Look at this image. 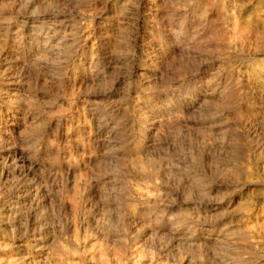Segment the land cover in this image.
Returning <instances> with one entry per match:
<instances>
[{
  "label": "rangeland",
  "instance_id": "374dc122",
  "mask_svg": "<svg viewBox=\"0 0 264 264\" xmlns=\"http://www.w3.org/2000/svg\"><path fill=\"white\" fill-rule=\"evenodd\" d=\"M203 1L0 0V264H264V0Z\"/></svg>",
  "mask_w": 264,
  "mask_h": 264
},
{
  "label": "bare ground",
  "instance_id": "6f19581e",
  "mask_svg": "<svg viewBox=\"0 0 264 264\" xmlns=\"http://www.w3.org/2000/svg\"><path fill=\"white\" fill-rule=\"evenodd\" d=\"M41 1V0H40ZM141 1V0H139ZM148 1V0H147ZM213 0H204L203 1V4H204V7H209L211 5V2ZM253 1V0H252ZM261 1V0H259ZM236 2V1H235ZM235 2L233 3L235 5ZM3 3V2H2ZM254 3V2H253ZM146 8H149L150 5L149 3L148 4H145ZM213 5V4H212ZM221 5V4H220ZM233 5V6H234ZM262 5V4H261ZM4 6V5H2ZM231 7V5H229ZM236 6V5H235ZM157 7V6H156ZM233 8V7H232ZM248 8V7H247ZM246 8V9H247ZM264 9V8H263ZM158 10V9H157ZM232 11V10H231ZM237 11V10H236ZM248 12V11H246ZM249 12H252L251 10ZM155 13V12H154ZM231 20H232V25H231V28L230 29H227L228 31H223L221 30L217 25H215L211 31V39L219 44L220 46H222V49H228L230 47V45H233V44H239L241 47H244L245 45H251V39L252 38H255L257 43H259L260 45L261 44H264V32H260V30L256 27H253L251 23L249 22H243L241 19H240V16L237 12H232L231 13ZM247 14V13H246ZM250 14V13H249ZM27 15V14H26ZM32 16V15H31ZM153 16V15H152ZM153 18V17H152ZM151 19V18H150ZM28 21V20H27ZM253 21V20H252ZM31 22V21H30ZM254 23V22H253ZM220 25V24H219ZM261 26V25H260ZM259 26V27H260ZM30 27V26H29ZM7 32V31H6ZM208 35V33H207ZM207 45V44H206ZM218 45V46H219ZM264 47V46H263ZM251 48V47H250ZM263 53V51H262ZM39 55V54H38ZM171 55V54H170ZM264 56V55H263ZM178 57V56H177ZM171 58V57H170ZM164 59V58H163ZM181 59V58H180ZM178 60H179V57H178ZM182 61V60H181ZM162 63V62H161ZM259 64V62H257ZM163 64V63H162ZM159 65V64H157ZM263 65V64H262ZM261 66V65H260ZM264 67V66H263ZM152 68V67H151ZM155 70V68H154ZM164 70H165V67H164ZM259 70V69H258ZM264 70V68H263ZM262 70V71H263ZM260 73V72H259ZM262 73V72H261ZM257 74V73H256ZM263 74H264V71H263ZM155 75V74H154ZM262 77V76H261ZM149 78V77H148ZM153 78V77H152ZM167 78V77H166ZM165 78V79H166ZM264 78V76H263ZM258 81V79H257ZM260 81V80H259ZM264 81V80H262ZM163 83V82H162ZM160 84V83H159ZM148 85V84H147ZM146 85V86H147ZM154 85V83H153ZM163 85V84H162ZM151 86V85H150ZM148 87V86H147ZM153 87V86H151ZM224 94V93H223ZM222 97V96H221ZM224 97V96H223ZM15 98V97H14ZM17 98V97H16ZM226 101L223 103V105L225 106H230L231 104H234L233 101H232V94L231 93H228L227 95V98H225ZM15 100V99H14ZM235 100V99H234ZM16 101V100H15ZM221 102V101H220ZM241 115V113L239 114ZM241 120V119H240ZM26 125V124H25ZM14 131V130H13ZM12 131V132H13ZM17 133V132H16ZM21 134V133H20ZM9 137V136H8ZM11 139V138H10ZM70 173V172H69ZM155 224H157V221L155 222ZM6 225V224H5ZM6 232V231H5ZM19 263V262H18Z\"/></svg>",
  "mask_w": 264,
  "mask_h": 264
}]
</instances>
